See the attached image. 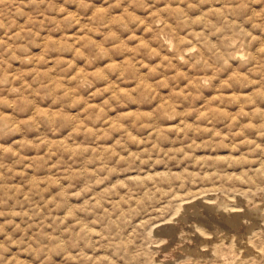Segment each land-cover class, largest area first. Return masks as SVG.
I'll use <instances>...</instances> for the list:
<instances>
[{
  "label": "rangeland",
  "instance_id": "rangeland-1",
  "mask_svg": "<svg viewBox=\"0 0 264 264\" xmlns=\"http://www.w3.org/2000/svg\"><path fill=\"white\" fill-rule=\"evenodd\" d=\"M262 214L264 0H0V264H264Z\"/></svg>",
  "mask_w": 264,
  "mask_h": 264
},
{
  "label": "bare ground",
  "instance_id": "bare-ground-1",
  "mask_svg": "<svg viewBox=\"0 0 264 264\" xmlns=\"http://www.w3.org/2000/svg\"><path fill=\"white\" fill-rule=\"evenodd\" d=\"M208 204V203H207ZM219 208L220 210H222L223 214H228L231 210H229L228 206H224V205H219ZM261 218L264 222V214L261 215ZM229 224L232 226V227H235L238 223H237V220L236 219H230L229 221ZM195 230V229H194ZM198 231V230H197ZM200 231V230H199ZM200 233V232H199ZM202 233V231H201ZM203 234V233H202ZM200 234V235H202ZM205 235V234H204ZM203 236V235H202ZM246 243V242H245ZM215 249V248H214Z\"/></svg>",
  "mask_w": 264,
  "mask_h": 264
}]
</instances>
